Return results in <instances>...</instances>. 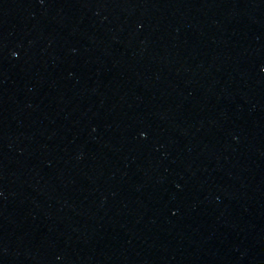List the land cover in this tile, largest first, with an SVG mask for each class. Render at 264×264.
Instances as JSON below:
<instances>
[{
	"label": "water",
	"instance_id": "95a60500",
	"mask_svg": "<svg viewBox=\"0 0 264 264\" xmlns=\"http://www.w3.org/2000/svg\"><path fill=\"white\" fill-rule=\"evenodd\" d=\"M0 264H264V0H0Z\"/></svg>",
	"mask_w": 264,
	"mask_h": 264
}]
</instances>
